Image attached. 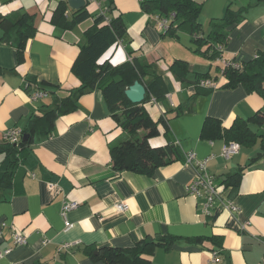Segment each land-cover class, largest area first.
Returning a JSON list of instances; mask_svg holds the SVG:
<instances>
[{
    "label": "crops",
    "instance_id": "1",
    "mask_svg": "<svg viewBox=\"0 0 264 264\" xmlns=\"http://www.w3.org/2000/svg\"><path fill=\"white\" fill-rule=\"evenodd\" d=\"M60 1L66 2L64 14L70 16L73 9L67 0H0V17L26 13L36 28L18 60L14 31L0 26V136L10 129L22 133L31 118L82 87L72 65L85 31L98 16L102 24L120 15L126 36L100 61L120 65L131 50L151 64L144 78L150 83L159 76L165 94L147 101L146 111L155 121L167 118L183 155L193 152L197 159L208 158L207 170L216 178L220 199L230 200L237 211L224 209L217 200L212 216H205L201 198L186 191L194 168L183 160L159 167L152 176L114 171L109 145L129 135L111 116L101 91L86 88L76 110L59 116L47 136L34 138L11 181L0 184V264H101L90 258L87 248H131L167 236L176 239L168 249L158 244L145 264H264V153L258 137L264 123H249L256 137L250 144L238 143V152L227 160L221 156L223 138L202 136L207 117L229 128L263 107L258 93L227 86L221 67L224 62L250 60L264 49V0H204L198 16L203 36L229 8L243 14L226 28L228 40L214 59L204 46L191 42L188 32L161 35L157 13L144 12L141 0H113L112 13L101 7L102 0L85 3L82 8L90 16L69 29L49 21ZM174 60L186 64L173 69ZM197 73H208L217 86H199ZM36 88L49 95L32 101L29 95ZM158 131L149 138L152 146L166 143L162 125ZM4 156L0 151V173ZM235 180L237 184H231ZM67 201L78 204L66 215L72 225L68 230L61 214ZM117 203L127 209L119 213ZM13 232L25 236L26 242L15 245ZM65 243L71 246L61 250Z\"/></svg>",
    "mask_w": 264,
    "mask_h": 264
},
{
    "label": "trees",
    "instance_id": "2",
    "mask_svg": "<svg viewBox=\"0 0 264 264\" xmlns=\"http://www.w3.org/2000/svg\"><path fill=\"white\" fill-rule=\"evenodd\" d=\"M203 2L204 0H141L140 7L148 14L156 12L159 16L174 13L169 28L161 32V35L177 30L188 32L191 42L199 48L204 46L210 51L209 58L214 59L219 55V47L228 40L226 28L241 20L243 14L240 9L229 8L221 20L212 22L209 34L203 36L202 26L198 21ZM101 5L110 13L113 12L110 9L113 0H102ZM67 8L66 2L60 1L50 16V23L61 29H69L90 16L86 8L72 10L71 15L67 16L64 14ZM101 19L99 16L95 18L93 26L85 31L84 39L79 45V53L72 65V70L81 80L82 87L71 89L52 108L42 115L31 118L17 143H4L0 146L1 153L5 154L1 164L0 184L11 181L18 163L23 162L29 153L34 138L47 136L59 116L76 110L77 98L86 88H96L101 91L111 116L122 131L129 135L126 139L117 140L109 145L110 164L114 171L117 173L129 171L152 176L161 166L177 160L184 161V155L177 141L170 134L167 118L160 116L155 121L144 107L151 98L157 99L165 94L159 76H154L150 83L144 78L149 73L151 64L133 55L131 50H128L129 59L120 65L115 66L109 61H100L113 44L126 36L120 15H114L108 22L102 24ZM176 21L178 23L173 26ZM0 26L14 31L17 59L21 60L25 44L36 30L33 20L26 13L17 12L0 17ZM185 64V61L174 60L172 68L175 69L178 65L184 67ZM221 71L227 80V86L241 85L247 92L258 93L264 101V49L258 50L252 59L239 63L238 67L224 66L221 67ZM208 77V73H197L196 81L198 83L200 79ZM135 80L143 84L146 89L141 103L130 102L124 94V90ZM158 92L161 94L156 95ZM252 122L259 125L264 123V103L263 107L248 120H235L229 128L221 126L217 119L207 117L203 124L202 136L210 139L221 137L225 143L236 141L239 144H250L256 137L249 127V123ZM158 125L164 128L166 143L162 146H152L149 138L158 134ZM23 135H26L25 140L22 139ZM258 137L262 141L263 154L264 133L259 134ZM231 184H237V180L232 181ZM175 239L167 236L159 242L143 240L131 248L103 247L95 251V248L89 247L86 253L93 261L101 264H145L149 261L146 255L152 254L158 244L168 249Z\"/></svg>",
    "mask_w": 264,
    "mask_h": 264
},
{
    "label": "built area",
    "instance_id": "3",
    "mask_svg": "<svg viewBox=\"0 0 264 264\" xmlns=\"http://www.w3.org/2000/svg\"><path fill=\"white\" fill-rule=\"evenodd\" d=\"M97 2V0H85L86 4ZM174 13H170L166 16H159L156 15V25L159 31L165 32L169 28V23L171 19H173ZM220 49V47H219ZM237 62L229 61L224 62V66H232L238 67ZM217 82L213 79L203 78L198 81L199 86L202 87H216ZM49 95L48 91L44 88H36L30 95L29 98L32 101H36L39 99L46 98ZM155 99L151 98L150 102H154ZM21 132L15 129L6 130L0 136V141L3 143L15 144L18 142L19 137L21 136ZM239 150V144L236 141H229L226 142L222 146L221 156L227 160L230 159L232 155L237 153ZM207 160L208 158L204 159H197L193 152H188L184 154V161L189 163L194 168V176L189 184L186 186V191L188 194L201 198L202 200V213L205 216H212L214 204L218 200L223 205L224 209H227L230 212H236L237 207L230 201V200H222L219 196V185L216 183V178L213 174L209 173L207 170ZM78 206L77 202L75 201H67L63 203L61 214L65 219L66 230H68L72 225L67 221L66 215L67 213L76 208ZM115 208L119 213L124 212L127 209L126 204L124 203H117ZM244 226H242L243 228ZM12 238L15 245H23L26 242L25 236L21 235L20 233L13 232ZM71 246L70 243H65L61 247L69 248ZM6 252V251H5ZM1 255V252H0ZM216 256V252L214 253ZM216 257L213 258L215 260Z\"/></svg>",
    "mask_w": 264,
    "mask_h": 264
},
{
    "label": "water",
    "instance_id": "4",
    "mask_svg": "<svg viewBox=\"0 0 264 264\" xmlns=\"http://www.w3.org/2000/svg\"><path fill=\"white\" fill-rule=\"evenodd\" d=\"M67 3L73 10H78L84 7L85 0H67ZM145 93L146 89L144 85L141 84L138 80H135L124 90L126 98L132 103H141L144 100ZM25 138L26 135H23L22 139L25 140Z\"/></svg>",
    "mask_w": 264,
    "mask_h": 264
}]
</instances>
